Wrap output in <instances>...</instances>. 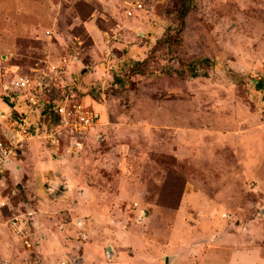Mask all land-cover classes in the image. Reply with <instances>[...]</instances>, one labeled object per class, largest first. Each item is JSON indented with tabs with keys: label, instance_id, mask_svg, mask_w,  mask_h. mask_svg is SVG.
<instances>
[{
	"label": "rangeland",
	"instance_id": "1",
	"mask_svg": "<svg viewBox=\"0 0 264 264\" xmlns=\"http://www.w3.org/2000/svg\"><path fill=\"white\" fill-rule=\"evenodd\" d=\"M143 2L0 0L6 116L43 130L55 121L43 102L63 97L100 115L77 151L26 142L56 154L44 202L15 185L16 162L29 156L0 173V195L38 239L35 254L0 225V264H56L41 252L55 235L99 245L100 264L137 254L128 237L151 254L146 264L166 251L173 264H264V0ZM20 23L33 32L15 35ZM20 74L42 86L41 103L12 89Z\"/></svg>",
	"mask_w": 264,
	"mask_h": 264
},
{
	"label": "built area",
	"instance_id": "2",
	"mask_svg": "<svg viewBox=\"0 0 264 264\" xmlns=\"http://www.w3.org/2000/svg\"><path fill=\"white\" fill-rule=\"evenodd\" d=\"M115 2L127 10H139L144 5L143 0H115ZM111 37L115 38L116 36L112 34ZM54 68L60 69L59 65H52V69ZM12 89L25 94V100L31 104L41 103L42 86L26 74L15 76ZM10 98L13 99V96ZM43 103L48 105L51 115H53L52 112L56 115L55 121L43 130L27 125L23 116L8 115L5 121L0 124V173L13 160H16L28 140L35 137L42 138L55 150L65 144L68 152H74L82 148L85 139L98 124L99 113L93 107L74 98L63 97L59 101ZM52 190V188H48L49 193ZM0 225L5 226L11 237L24 248L35 254L38 252V239L32 230L29 215L20 212L3 195H0ZM76 225L81 227L82 223L77 221ZM58 264H80V260L76 256H66Z\"/></svg>",
	"mask_w": 264,
	"mask_h": 264
},
{
	"label": "crops",
	"instance_id": "3",
	"mask_svg": "<svg viewBox=\"0 0 264 264\" xmlns=\"http://www.w3.org/2000/svg\"><path fill=\"white\" fill-rule=\"evenodd\" d=\"M14 27V26H13ZM15 35H22L23 32H33V27H30L29 25L26 24H22L20 23V28L15 29ZM5 32L7 33H12V25L8 22L6 24V28H5ZM9 110L13 111L12 108V104H7L5 101H3L2 98H0V124L3 123L6 119V114L8 113ZM2 113H5L4 116H2ZM21 113H25L24 111H22ZM10 115V114H9ZM5 117V118H4ZM22 154H25L27 156H29L30 158V163H28L27 159H19L18 162H16L15 165V170L12 173L14 176V179H16L15 185L17 186V188L19 189H25L26 192L28 194H32L34 198H36V202L42 203V201L44 202V196H38L42 195L44 193L45 195V190L48 192V188H52L53 189V179L56 176V171H57V159H55V152L52 151L50 152L51 156L53 159L49 158V152L48 150H40L39 148L35 147L34 145H31V149L25 151L23 150L21 152ZM26 156V157H27ZM23 182V184H22ZM47 185L45 187V190H43V185ZM49 186V187H48ZM24 190V191H25ZM34 191V193H33ZM47 194V193H46ZM48 205V204H46ZM43 217V214L40 210L35 211V213L33 214V219H34V223L35 225L42 230L40 224H41V218ZM49 220V219H48ZM55 220L57 222H59L57 220V218H55ZM52 222V221H51ZM51 225V224H50ZM51 226H50V230H51ZM47 232V231H46ZM52 232V231H51ZM131 233V231H130ZM132 233H135L134 231ZM47 235V234H46ZM43 234V238L42 239L44 241V243L47 242L48 236H46ZM128 241H126L128 244L130 245H134V249L137 251H135L136 258L135 255H133L132 257H130V259L127 260V262H123L121 263V261L117 260L116 264H134L137 261V256L142 255V259H140L137 263L139 264H146V262L148 261V257L151 255L149 253H147L146 250H142L139 249L140 246V242L141 240H137L134 241L132 237H128L127 239ZM57 243L56 245H54L55 242ZM145 241V240H144ZM148 242V241H147ZM50 244H51V249H45L43 251V249H41V252L44 255L45 258V263H58L59 260H62L64 255H77L80 257V264H100L99 262V245H94L90 242H75L72 243V241L69 239L67 240L65 243L62 242L59 237L57 235H55V239L52 240L50 239ZM54 245V246H53ZM144 243L142 242V246L144 248ZM44 247V246H43ZM59 247L62 248V253H58V256H56L53 252H58ZM46 248V247H45ZM159 249H156V252H158ZM161 250V248H160ZM112 251V249H111ZM68 253V254H66ZM77 253V254H76ZM122 257V256H120ZM172 253H169L168 251H166L165 254H163V261H160V264H173V258H172ZM151 258V257H150ZM202 263L200 264H204L205 262V258H201Z\"/></svg>",
	"mask_w": 264,
	"mask_h": 264
},
{
	"label": "trees",
	"instance_id": "4",
	"mask_svg": "<svg viewBox=\"0 0 264 264\" xmlns=\"http://www.w3.org/2000/svg\"><path fill=\"white\" fill-rule=\"evenodd\" d=\"M182 7H183V6H182ZM180 12L182 13L181 16H183V14H184V12H185V9H184V8H183V9L181 8V9H180ZM260 85H261V84H260ZM52 114H53L54 118L56 119V115H55V113L52 112Z\"/></svg>",
	"mask_w": 264,
	"mask_h": 264
},
{
	"label": "water",
	"instance_id": "5",
	"mask_svg": "<svg viewBox=\"0 0 264 264\" xmlns=\"http://www.w3.org/2000/svg\"><path fill=\"white\" fill-rule=\"evenodd\" d=\"M61 189V188H60Z\"/></svg>",
	"mask_w": 264,
	"mask_h": 264
}]
</instances>
